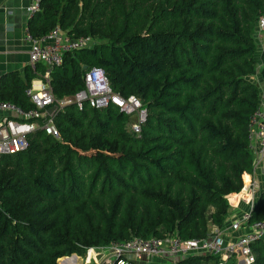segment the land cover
<instances>
[{
  "label": "trees",
  "instance_id": "16d2710c",
  "mask_svg": "<svg viewBox=\"0 0 264 264\" xmlns=\"http://www.w3.org/2000/svg\"><path fill=\"white\" fill-rule=\"evenodd\" d=\"M262 17L264 0H41L34 37L60 28L93 39L50 71L55 97L84 91L97 67L148 119L137 136L112 104L68 105L54 119L60 140L38 131L28 150L1 156L0 264H59L134 238L205 239L211 225L223 227L228 197L254 171L248 128L261 108L252 77ZM48 71L39 64L3 77L0 102L34 109L26 91ZM261 220L264 199L248 224ZM252 247L264 264V241Z\"/></svg>",
  "mask_w": 264,
  "mask_h": 264
},
{
  "label": "built area",
  "instance_id": "2783aa9c",
  "mask_svg": "<svg viewBox=\"0 0 264 264\" xmlns=\"http://www.w3.org/2000/svg\"><path fill=\"white\" fill-rule=\"evenodd\" d=\"M41 11V0H33L29 13L31 18ZM264 29V18L260 20ZM31 43L30 65H45L49 71L44 78L36 79L27 89L26 95L34 105L30 111L10 103L0 102V111L12 114L15 118H6L0 122V157L24 152L30 147V138L38 131L60 140L61 136L55 125L57 114L68 105H76L80 110L86 104L92 108H106L110 104L130 117L129 129L139 136L143 125L147 122V109L142 102L132 96L124 98L115 94L110 86L106 72L101 68H92L85 74V90L70 99L57 100L50 85V71L63 63V55L92 46L89 37L72 38L60 28L53 29L41 38L28 33ZM56 108L54 112L50 109ZM249 149L254 156V167L264 165V110L259 109L249 123ZM244 189V188H243ZM245 190V189H244ZM243 191V190H242ZM241 191V192H242ZM251 212L232 222L230 229L239 232L245 228L247 232L233 241H228L222 235L210 238L181 240L178 237L167 239L134 238L124 243H113L107 247L92 248L87 251L86 262L92 253L100 254L107 251L110 262L107 264H147L142 262L156 259L179 261L190 256L204 255L215 257L218 264H225L229 260H236L237 264H255L253 244L264 237V220L248 224ZM72 257V256H71ZM70 258V257H67Z\"/></svg>",
  "mask_w": 264,
  "mask_h": 264
},
{
  "label": "crops",
  "instance_id": "0c3cea01",
  "mask_svg": "<svg viewBox=\"0 0 264 264\" xmlns=\"http://www.w3.org/2000/svg\"><path fill=\"white\" fill-rule=\"evenodd\" d=\"M32 3L33 0H0V79L11 74L23 75L25 69L31 66L32 45L28 39V33H30L29 22L31 20L29 8ZM70 98L73 97L63 99ZM6 118L15 117L0 111V122ZM86 258L73 255L70 258L61 259L59 264H107L110 262V255L107 251H102L100 254L92 253L87 262ZM159 261L162 260L156 259L146 263L160 264Z\"/></svg>",
  "mask_w": 264,
  "mask_h": 264
},
{
  "label": "rangeland",
  "instance_id": "374dc122",
  "mask_svg": "<svg viewBox=\"0 0 264 264\" xmlns=\"http://www.w3.org/2000/svg\"><path fill=\"white\" fill-rule=\"evenodd\" d=\"M256 26H257L256 42L258 46V50L256 53L257 73L255 74V76L252 77V82L258 85L260 89V96H261L260 107L261 109L264 110V77L262 75V70L264 65L262 59V55L264 53V29H262L260 22ZM242 180L244 183L245 190L243 189L242 192L238 194L230 195L228 197V203L230 209L226 223L224 224L223 227H216L214 225H211L209 227V233L207 238H210L213 235H222L228 241H233L240 236H244L247 233L245 232V228H242L239 232H233L230 229L231 227L230 225L232 224V222L241 219L243 215L252 212L253 209L257 206L258 202L261 199H264V165L256 168L254 167L253 175H248L247 173L243 174ZM262 240L264 241V237L262 238ZM141 261L146 263L145 259H142ZM177 262L178 261H174V260L159 261L160 264H176Z\"/></svg>",
  "mask_w": 264,
  "mask_h": 264
},
{
  "label": "water",
  "instance_id": "95a60500",
  "mask_svg": "<svg viewBox=\"0 0 264 264\" xmlns=\"http://www.w3.org/2000/svg\"><path fill=\"white\" fill-rule=\"evenodd\" d=\"M56 110V108H52L50 109V112H54Z\"/></svg>",
  "mask_w": 264,
  "mask_h": 264
}]
</instances>
